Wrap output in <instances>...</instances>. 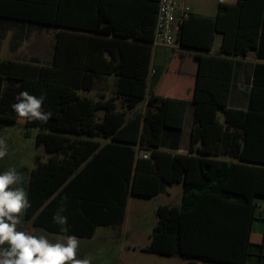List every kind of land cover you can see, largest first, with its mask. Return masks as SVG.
I'll use <instances>...</instances> for the list:
<instances>
[{"label":"trees","instance_id":"16d2710c","mask_svg":"<svg viewBox=\"0 0 264 264\" xmlns=\"http://www.w3.org/2000/svg\"><path fill=\"white\" fill-rule=\"evenodd\" d=\"M157 1L149 3L143 58L132 70H121V55L117 64L108 62L107 70H93L92 34L82 35L87 39L81 43L84 57L75 63L64 54L62 31L50 65L0 59V126L16 123L12 106L24 91L44 95L42 110L52 113L46 123L24 118L27 127L38 128L36 145L50 156L30 172V206L20 214L16 231L24 233L21 223L29 221L30 236H43L51 245L60 237L90 238L97 227L123 222L129 196L154 197L177 183L182 185L181 203L157 207L146 250L180 256L189 264H247L255 197L264 198V64L254 66L248 108L225 104L234 63L230 57L253 51L264 59V0L218 3L213 17L189 14L180 25L182 50L172 51L161 88L149 89ZM28 3L36 8L22 5ZM45 3L0 0V17L95 32L93 25L61 22L62 0L47 5V16ZM216 34L221 40L213 55ZM99 76L114 78V96L96 101L80 96L79 90H93ZM140 101L144 110L130 115ZM189 103L193 125L188 154H183L177 150ZM97 112L102 116L96 117ZM57 215L67 223L56 221ZM8 247L7 242L0 245ZM76 258L81 259L77 252Z\"/></svg>","mask_w":264,"mask_h":264},{"label":"crops","instance_id":"0c3cea01","mask_svg":"<svg viewBox=\"0 0 264 264\" xmlns=\"http://www.w3.org/2000/svg\"><path fill=\"white\" fill-rule=\"evenodd\" d=\"M150 1L151 0H62L61 22L72 25H93L95 32L84 30L86 28L78 26H64L60 28L42 25L31 21L18 20L15 18L0 17V59L19 60L15 57L19 56L20 51L24 50L26 47L33 50H47V47L49 46L51 48L50 61L49 64L46 65H50L55 55L57 33L58 31H62L64 32L62 33V49L64 54L67 55V57L75 58V63L79 64L80 60L84 57V46L81 43L83 40L87 39H84L82 35L88 36L92 34L94 41L92 52L90 51L89 53L97 57L93 70H107L109 67L108 62H111L112 65L117 64V62H119L120 55L124 57L121 70H132L134 68V62H136L139 57L143 58L144 49L142 46L146 44L143 36L147 34V30L149 29V17L151 13L149 8ZM45 2L47 16V5H51L53 0H45ZM218 3L219 1L217 0V5ZM22 5L26 7V9L30 10H34V8H36V5L29 3ZM33 27L38 29L44 28V31L51 30L49 28H52L51 37L48 39L44 36L45 40H42L39 37L34 39L30 38L29 29ZM219 44L220 41L217 47L212 45L209 54H216ZM179 49L182 50L181 48H177L175 50ZM172 53L173 52L169 50L166 63L164 66H160L162 55L159 52L153 54L152 47L147 76V86L149 89L161 88L163 80H165L164 74ZM230 58L233 59L234 63L225 107L245 111L249 104L250 90L254 85V66L256 64H264V59H258L253 51H249L245 56H234ZM155 78L156 82L153 84V80ZM96 85H98V88L100 89H102L105 85H113V87H115L114 78L109 76H99L95 80L94 88ZM164 95H167V93L165 92ZM102 97L112 98L113 96L108 97L104 90H100L98 97L91 99L96 101L98 99H102ZM231 100L234 104L230 103ZM114 102L117 105V108H119V99H115ZM189 104L193 105V103ZM97 113L96 117L102 116H97ZM129 114L132 115L133 111L131 110ZM217 116L218 120L222 122L224 118L223 112L218 111ZM101 142L104 143L107 141L101 140ZM180 145L177 150L178 153H180ZM218 159L224 161H234L227 157H218ZM259 198L260 197H255V201L258 206L255 210V219L251 226L250 240L252 245L249 248L247 264H264V209H262L261 203L258 202Z\"/></svg>","mask_w":264,"mask_h":264},{"label":"rangeland","instance_id":"374dc122","mask_svg":"<svg viewBox=\"0 0 264 264\" xmlns=\"http://www.w3.org/2000/svg\"><path fill=\"white\" fill-rule=\"evenodd\" d=\"M189 12L195 15L213 17L216 12L217 0H185ZM52 30V28H49ZM51 30L44 31V28H30L29 37H39L45 40L51 37ZM44 31V33H43ZM44 34V35H43ZM220 36L217 34L213 46L217 47ZM50 47L46 49L24 48L19 56L15 57L23 61H31L39 64H49ZM162 55L160 66L167 61L169 50L164 48H153L154 53ZM7 58V57H6ZM32 58V59H31ZM13 59V58H12ZM7 84V81H5ZM100 90H104L108 97L114 96L113 85H105L102 89L95 88L91 91H78L80 96L97 98ZM231 104H234L231 100ZM144 110V102L140 101L133 113ZM102 113H97L101 116ZM193 121V105L188 104L183 133L181 137L180 153L188 154L190 140V129ZM38 128L27 127L24 118L18 116L16 123L0 126V139L6 144L7 154L0 158V174L10 168L21 176V181L10 185L9 188H23L26 192V185L31 170L37 162H46L48 157L43 146L36 145V133ZM182 185L174 183L166 188L165 192L154 197L146 198L141 196H130L126 205L125 217L120 225L97 227L90 238H77L79 241L76 252L81 255V260H88L90 264H189V260L180 256H166L152 253L146 250L149 246L152 228L157 222L156 210L158 206L180 205ZM264 209V198H259ZM24 233L30 236L33 229L29 221L21 223ZM65 237H60L58 242L64 243Z\"/></svg>","mask_w":264,"mask_h":264},{"label":"clouds","instance_id":"9594fccd","mask_svg":"<svg viewBox=\"0 0 264 264\" xmlns=\"http://www.w3.org/2000/svg\"><path fill=\"white\" fill-rule=\"evenodd\" d=\"M44 98V95L37 98L24 91L17 97L18 103L12 107L21 118L46 123L52 113L42 110ZM6 154L5 141L0 139V158ZM21 179L11 168L0 174V245L5 242L9 245L6 249H0V264H65L67 261H71V264H90L88 260L76 258L79 241L74 236L64 238V243L51 245L43 236L36 238L16 231V226L21 222L20 214L30 206L23 188H9ZM54 219L60 224L67 223L66 217L57 215Z\"/></svg>","mask_w":264,"mask_h":264},{"label":"built area","instance_id":"2783aa9c","mask_svg":"<svg viewBox=\"0 0 264 264\" xmlns=\"http://www.w3.org/2000/svg\"><path fill=\"white\" fill-rule=\"evenodd\" d=\"M219 3L234 4L237 0H218ZM190 14L185 0H158L152 36L153 48L173 51L179 48L181 22ZM153 73V72H152ZM147 158L146 154L141 155Z\"/></svg>","mask_w":264,"mask_h":264}]
</instances>
